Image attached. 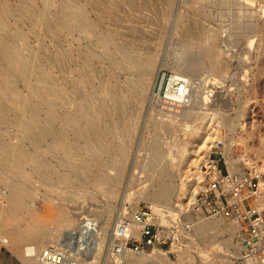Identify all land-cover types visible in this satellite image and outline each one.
<instances>
[{
	"label": "rangeland",
	"instance_id": "374dc122",
	"mask_svg": "<svg viewBox=\"0 0 264 264\" xmlns=\"http://www.w3.org/2000/svg\"><path fill=\"white\" fill-rule=\"evenodd\" d=\"M32 4L35 13L21 7L20 0H0V6L4 7V13L0 15L9 26L6 28L9 36H4L10 37V41L14 39L11 43L15 44L19 58L46 66L52 81L58 83V89L65 92L64 95L70 100H75L77 105L95 114V105L102 102L99 112L102 122L113 131L116 147L122 148L120 155L118 151L112 153L108 160L111 162L108 171L114 174L117 166L122 165V173L116 191L111 194L106 191L110 186L106 182L100 185L85 182L80 187L74 179L72 187L61 184L51 186L39 180L26 166L20 179L29 185V206L25 208L19 203L10 204L0 193V240L3 239L0 241V264H38L36 259H26V246L42 248L60 245L83 216L92 218L103 235L100 237L99 251L88 246V250L80 254L81 264H87L94 259V255L97 258L93 264H114L116 252L112 243H118L120 238H110L109 232L115 222H124V217L133 209L135 211L146 206L153 211L151 205L154 203L146 195L148 190L154 189L149 179L154 174L149 168L150 145L153 142L159 143L163 153L165 178L175 187L171 205H177L178 213L167 214L169 212L160 210L167 209L164 206H157L159 212L157 209V212L153 211L165 224L184 215L186 199L182 197L194 194L204 182L203 164L206 160L203 156L209 149L201 144L209 142L211 136L219 141V145L211 149L213 158L218 159L221 168L227 167L233 171L255 165L264 173V0H32ZM68 4L77 5L84 11L87 19L94 24L92 31H85L91 28L82 19V25L78 28L66 21L64 13L60 14V11ZM68 11L67 8L64 12ZM40 14L43 16L40 17ZM40 24L42 27H39ZM97 30L105 33L110 40L108 48L96 42L94 34ZM190 36L200 40L199 43H192L194 40ZM213 44L217 48L216 55L222 56L221 60L225 62L224 67L220 65L216 71L208 64L207 50ZM89 48L94 54L88 53ZM183 49L188 56L185 54L181 58ZM109 54L113 55L117 64L111 63ZM189 55H193L191 60ZM183 58L185 64L197 58L194 63L195 66L199 65L186 69L189 86L197 85L194 87L196 90L192 86L187 87V94L197 97L195 102L194 96L188 95L191 105L165 97L171 75L183 72L180 69ZM145 67L150 75L149 72L144 73ZM132 70L135 72L131 73ZM139 71H142L141 74ZM72 82H76L78 87ZM22 85L20 83L18 86L25 94L27 88ZM101 96H104L103 99ZM196 103L195 106L199 107L196 109L211 111V114H202L196 119L187 118V110ZM119 105L120 114L108 112ZM226 115L231 116L235 124L233 129L224 126ZM9 116H12L10 111ZM85 130L92 132V128L86 125ZM19 132L20 127L13 122L0 129L4 139L13 143L18 140L16 133ZM226 149L232 157L227 161L229 168L227 154L224 155ZM190 152L192 156H188ZM54 162L53 159L52 164ZM58 170L65 173L62 168ZM9 204L11 211L6 208ZM63 214L69 216V223L59 225V221L65 217ZM216 218L219 216L191 220L213 221ZM222 219L226 222H217L206 234L200 233L194 226L201 243L179 236V241L184 245L180 249L168 245L160 248L166 256L161 261L167 264H226L225 254L232 251L234 239L228 220ZM15 227H44L48 235L37 239L23 238L16 244L12 239ZM58 227L60 229L56 233ZM98 235L97 229L94 237ZM227 242L231 245H227ZM139 260L134 264H141L147 258L141 257Z\"/></svg>",
	"mask_w": 264,
	"mask_h": 264
},
{
	"label": "bare ground",
	"instance_id": "6f19581e",
	"mask_svg": "<svg viewBox=\"0 0 264 264\" xmlns=\"http://www.w3.org/2000/svg\"><path fill=\"white\" fill-rule=\"evenodd\" d=\"M20 6L26 8L27 10L30 9L34 13L36 11V9L34 10L32 0H20ZM76 6L68 4L65 8L61 9L60 14L64 13V17H65L66 21H68L70 23L72 22L71 24H73L74 25L73 27H76V28H78L82 25V22H81V19H82L91 28V29L86 28L87 30H85V31H89V30L92 31L94 29V24L87 19V16L85 15L84 11L79 9ZM3 8L4 7L0 6V13H4V12H2ZM39 8H41V7H39ZM67 8L69 9V11L67 13H65L64 11ZM14 14H11V15H14ZM249 14H250V12H249ZM23 15H25V14H23ZM42 16L43 15L40 14V17H42ZM262 16H264V8L262 10ZM5 23H4L3 18L0 15V129H2L4 125L8 126L10 123L13 122L15 124H18V126L20 127V132L16 133V134H18V140L16 141V139H14L16 141L14 143L11 142L10 140L7 141L6 138L4 139V137L2 136L3 134L1 135V133H0V193L5 196V198L8 200V202L10 204L19 203L21 206H24L25 208L28 207L29 202L27 200H28L29 194H30L28 192V186L29 185H27L26 183H24L20 179V175H21V172L25 171L26 166H29V168L33 172L32 174H35L34 176H37L39 178V180H41L42 182H46V183L50 184L51 186H54V185L56 186L57 184H61L65 187H72V186H74V184H73L74 179H76L78 181L77 184L80 187H83L85 182L86 183L92 182L93 184H96V185H100L101 183L106 182L110 185L106 191L107 192L109 191V193L113 194L116 191V188L121 181L122 165L117 166L116 172L114 174H112V173H110L111 171L110 172L108 171V167L111 164V162L108 160H110L112 153H114L116 151H118L119 155H120V153H122V148L120 146H119L120 148L116 147V144L114 143L115 139H113V138H115L113 131L109 130L102 122V115L101 116L99 115V112L102 108L100 104L102 102L99 105H97L98 104V102H97V104L95 105V106H97V108L95 109L96 113L94 114V113L90 112L91 111L90 109H87L86 107L83 108L79 104L77 105L75 100H73V99L70 100L69 98H67L64 95L65 92L62 93V91L60 89H58V87H57L58 83L52 81L51 74L49 72V69L46 66L42 65V63L38 64L39 62L34 63L35 61L31 60L32 61L31 62L25 58H19L18 57L17 52L15 51V47H14L15 44L13 45L11 43L14 39L10 41L9 40L10 37L6 38V36H4V34L9 36V34H8L9 32L7 33L8 29H6V28H9V26ZM32 23H33V19H32ZM34 23L36 24V22H34ZM60 23H61V21H60ZM78 23H79V25H78ZM9 24H11V23H9ZM17 24H19V23H17ZM63 24H64V22H63ZM51 25H52V23H51ZM196 25H198V24H196ZM40 26L42 27L41 24L39 25V27ZM17 28L20 29V27H17ZM198 30H199V28H198ZM94 36H95L96 42L99 45L103 46V48L105 47V49L108 48V46L111 42L108 39V37L105 35V33L97 30V32H95ZM190 37H192L194 40V42H192V43H195V44L199 43L200 40H198L197 38H194L193 36H190ZM214 44L210 46L209 50H207V53H209L208 54V56H209L208 64L211 66V68L213 70L216 71V70H219L220 65L221 66L223 65V67H224L225 62H224V60H221L222 56L220 57L218 54V53H221L222 50L218 51V53H217L218 55H216L215 49H217V48H215ZM220 46H221V44H220ZM184 49H187V48H184ZM184 49H183V52L181 51L182 52L181 56H180L181 58H182V56H185V54L188 51V49H187V51ZM204 50L206 52V49H204ZM63 52L65 55V51H63ZM33 53H34V51H33ZM35 53H36V51H35ZM88 53L89 54L93 53L91 48L88 49ZM222 53H224V52H222ZM21 54H22V52L20 53V55ZM188 54H191V53H188ZM26 56H28V54ZM33 56H35V55H33ZM61 56H62V54H61ZM189 56H190V60H191V56H193V55H189ZM38 57L39 56H37V58ZM121 57H123V56H121ZM219 57H220V59H219ZM130 58H132V57H130ZM187 58H189V57H187ZM109 59L111 60L112 64H117V61H116V59H114L112 54H109ZM184 59L185 58H183V61H181L183 63L181 64V68H180L181 71H183V72H178L175 75H171L165 97L170 98V99L172 98V99L182 100L183 102L188 103L187 105H191V104H189V100H188V95L190 93L187 94V89H188L187 87L190 88V86H192L193 84L192 85L190 84V86H189V79L190 78H187L188 75H187L186 69L187 70L188 69H194L195 67H199V65L195 66L196 62L194 63V61L197 58L195 60L193 59L192 62L189 60L190 63L187 62V64L184 63L185 62ZM73 60H75L74 57H73ZM38 61H41V60L38 59ZM129 61H130V59H129ZM197 62H198V64L200 63L199 61H197ZM124 63H126V62H124ZM74 64H76V63H74ZM64 65H65V62H64ZM149 65L150 64H148V66ZM135 66H136V63H135ZM147 67H145L144 73L149 72V75H150V71H148ZM55 68H56V66H55ZM64 70L65 69H63V71ZM133 70L131 71V73L133 72ZM141 72H140V74H141ZM116 73H117V71H116ZM129 73H130V71H129ZM190 73H192V72H190ZM76 74H77V72H76ZM155 78H153V83L151 81V83L153 85V89H154V85H155ZM78 79H79V77H78ZM65 80H67V79H65ZM140 81H142V80H140ZM144 82H145V80H144ZM20 83H22L27 88L25 94H23L21 92L22 90L20 91V89H19L18 85ZM75 83L76 82H72L73 85ZM101 83H100V85L103 84V83L102 84ZM134 84H135V82H134ZM199 84H200V82H199ZM67 85L69 86V83ZM70 85H71V82H70ZM116 85H117V83H116ZM194 85H195L194 87L197 86L196 84H194ZM199 86L201 87V85H199ZM106 87H108V86H106ZM150 87H151V84H150ZM194 87L192 89H194ZM20 88H22V87H20ZM105 90H107V89H105ZM194 90H196V88ZM96 91H98V90H96ZM109 91H111V90H109ZM81 92H83V91H81ZM191 92H192V90H191ZM194 92L195 91H193V93ZM90 93H92V92L90 91ZM105 93H106V91H105ZM111 93H113V92L111 91ZM67 94H68V92H67ZM95 95H97V94H95ZM154 95H155V90H154ZM190 95H192V94H190ZM194 95L195 94H193L192 96H194ZM69 96H70V94H69ZM153 96H151V97H153ZM195 96L193 99L196 102L195 99L197 97L195 98ZM103 97H102V99H103ZM98 98L99 97L97 95L96 99H98ZM86 99H88V98H86ZM106 104H108V103H106ZM192 105H193V107L190 106L186 112L187 118L189 117L191 119H196V118H200V116L202 114H204L203 116L211 114V111H208V112L204 111L203 112V111H201L202 109H196V108H199V107H196L197 103L192 104ZM118 107H120V105L114 107L112 110H109L108 112L113 113V114L114 113L120 114V110ZM9 111L12 112L11 117L9 116ZM111 116L114 117L113 115H111ZM223 121H224V126H227L229 129L234 128L235 124L231 121L230 115H226L224 117ZM119 122L120 121L118 120V123ZM201 123H199V125ZM85 125L87 127L89 126L92 128L91 133H89L88 131L85 130ZM197 127H199V126L197 125L196 128H194V127L193 128L197 130ZM14 131H16V130H14ZM98 140H100V141H98ZM158 144L159 143H157V142H153L150 145V165H149V168L152 170V172L154 174L150 175L149 179H150L151 183L153 184L154 189L148 190L146 192V195H147V198L151 199L154 203V205H151V208L153 209V211L157 212V210H158V212H159V209H157V206L158 207L164 206V207H167V209H168V210L165 209L167 212H169L167 214H172V213L177 214L178 213V210L176 209L177 205H171L173 196L175 195L174 194L175 187H173V185H171V183L165 178L164 173L166 172V169H165V166L163 165L164 163L162 162L163 153H162ZM204 145H205V147H207L209 149V151L206 152V154L203 156L206 160L205 164L209 165L211 162V158L209 157L210 153L212 152L211 148L219 145V141L216 138L211 136V139L209 142L206 143L204 141L201 144V146H204ZM26 146H28V148H25ZM228 153H229V150L226 149L225 154H224V155L227 154L226 155V157H227L226 163H227V161L231 160V158H232V157H230L231 155L229 156ZM188 154H189L188 156H192L193 153L190 152ZM53 159L55 160L54 164H52ZM186 162H187V160L185 161V164H186ZM227 164H228V168H229L230 165H229V163H227ZM59 168H62L65 173H62L61 171H59L58 170ZM88 187L90 188V185H88ZM192 196H193V194H189L188 197H185V196L182 197L183 199H186L185 204L191 199ZM10 204L8 206H6V208L11 211L12 206ZM162 209L163 208H160V210H162ZM175 210L177 212H175ZM133 211H134V209L131 210L130 213H128L129 214L128 216L124 217V218H126L125 221H127L129 224L132 223V214H133L132 212ZM63 215L65 217L59 221V223H58L59 225L69 223V216L67 214H63ZM173 219H175V218H173ZM78 221H80V220H77L76 224H78ZM221 221L224 222L225 220H223L222 217L213 219V221H206L205 219L204 220L199 219V220L194 221L193 225L195 226V229H197V231H199L202 234H206V233H209L208 230L213 229V226H215L217 222H221ZM122 222L123 221H116L115 222L114 227L109 232L110 238L115 239L117 237L118 238L120 237L119 236L120 235V226H121ZM227 223L230 224V226H228V227L232 228V233L234 236V233L236 231L235 222L228 220ZM59 225H57V226H59ZM17 227H15L12 231V239H13V242L15 241L16 244L18 241H20L23 238H25V239H37L39 237L45 236L48 233L47 230L44 229L45 226L44 227H35V228L31 227V228H26V229H21V228H17ZM59 229H60L59 227L56 228V230H55L56 233H58ZM97 229H98L99 235L96 237H94L95 234L90 236L89 248H92L96 251H99L100 250V243H101L100 237H102L103 234L100 231V227ZM195 229H194V231H195ZM9 231H11V230H9ZM130 234L136 236V235H138V230L136 228H130ZM195 234H196L195 239H189V240L192 242L196 240V242L201 243L199 238H198V233L196 231H195ZM50 236H51V234H50ZM93 238H95L94 241H93ZM121 239L122 238H120V241H121ZM1 240L3 241L2 238H1ZM38 240H41V239H38ZM213 242H215V241H213ZM59 244H62V243H59ZM117 244H119V241ZM227 245L230 246L231 243L227 242ZM222 248H223V246H222ZM36 249H40V248H36L34 246H26L27 253H26L25 257L28 260L36 259V260H38V264H41V262L37 256ZM33 250H35V252ZM155 251L157 253H151V252H155ZM229 253H231V251ZM229 253H227V254H229ZM125 254L130 261H133V263L140 261L139 259H141V257L142 258L146 257L147 260L143 261L141 264H167V263L161 261V260H163V258L166 259V256L163 255L164 254L163 249H154V250L150 251L149 253L126 252ZM133 254H135V255H133ZM227 254H225V256ZM130 255H131V257H130ZM96 258H97V256L94 255V259L90 260L87 264H93V261ZM78 264H81V261H79Z\"/></svg>",
	"mask_w": 264,
	"mask_h": 264
},
{
	"label": "built area",
	"instance_id": "2783aa9c",
	"mask_svg": "<svg viewBox=\"0 0 264 264\" xmlns=\"http://www.w3.org/2000/svg\"><path fill=\"white\" fill-rule=\"evenodd\" d=\"M213 153L210 164H203L204 182L186 203L184 215L165 224L145 206L133 212L131 224L122 222V239L119 244L112 243L114 264H134L126 252L149 253L165 245L180 249L184 245L179 236H185V240L196 237L191 218L217 216L236 224L234 246L225 263L264 264V173L255 165L233 171L223 169ZM130 228H136L138 235L130 234ZM96 233V222L83 216L62 244L36 249L37 256L41 264H78L80 254L88 250L90 236Z\"/></svg>",
	"mask_w": 264,
	"mask_h": 264
}]
</instances>
